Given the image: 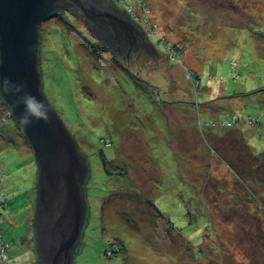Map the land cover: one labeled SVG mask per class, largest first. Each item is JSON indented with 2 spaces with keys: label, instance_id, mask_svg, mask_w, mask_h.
Here are the masks:
<instances>
[{
  "label": "rangeland",
  "instance_id": "obj_1",
  "mask_svg": "<svg viewBox=\"0 0 264 264\" xmlns=\"http://www.w3.org/2000/svg\"><path fill=\"white\" fill-rule=\"evenodd\" d=\"M123 1L159 51L178 41L184 59L127 73L76 14L42 24L44 94L91 171L75 263L264 264V0ZM136 77L162 87L144 94ZM0 133V264H34L36 158L1 98Z\"/></svg>",
  "mask_w": 264,
  "mask_h": 264
},
{
  "label": "water",
  "instance_id": "obj_2",
  "mask_svg": "<svg viewBox=\"0 0 264 264\" xmlns=\"http://www.w3.org/2000/svg\"><path fill=\"white\" fill-rule=\"evenodd\" d=\"M76 13L90 33L105 39L111 30L102 19L117 18L110 0H0V98L32 146L36 164L33 214L36 264H76L89 211L86 181L91 173L76 139L42 91L40 27L54 13ZM112 33L121 27L110 26ZM123 29V28H122ZM152 52V51H150ZM16 85H22L15 92ZM30 93L49 109L47 120L19 119V97Z\"/></svg>",
  "mask_w": 264,
  "mask_h": 264
},
{
  "label": "trees",
  "instance_id": "obj_3",
  "mask_svg": "<svg viewBox=\"0 0 264 264\" xmlns=\"http://www.w3.org/2000/svg\"><path fill=\"white\" fill-rule=\"evenodd\" d=\"M110 1L115 6V11L118 12L117 18L114 19L116 17V16H114V18L102 19V23H104L106 26H108L110 24H111L110 26L114 25L115 28H118V29L122 25L123 29L121 28L118 33L113 34L112 33V28L109 26L108 28L111 29V30L107 31L108 35H107V37L105 39H102L101 35L98 36L95 33H90L88 30L87 31L89 32V34H91L96 39V41H98L99 45L105 51H107L110 54V56L112 57L113 61L117 64V66L119 68L124 69L128 73V72H130L129 70L131 69V67L134 66L133 64L138 66L139 64H141L145 60H148V61L149 60H151V61H155L156 60L158 63L160 61L161 62L164 61V62H166L167 65H169V59H181V60L184 59V51L186 49H184L183 46L178 44V41H177L176 47L171 45V44L166 46L165 48L163 47L164 48V53H162L161 51L158 50L159 47L157 45L155 46V44H153L150 41V39L147 36V34L144 33V31L142 29V26H141L140 22H138L136 20V17H134L133 15H131L129 13V11H127L129 9V6L124 1H123V5L122 6L118 5L116 0H110ZM243 3L240 4L241 9H242L243 12H245L247 14L248 12L253 11L252 8L250 9V8L244 6ZM232 4H235V3H232ZM66 12H69V13H72V14H76V13H73L71 11H66ZM62 13H64V12H62ZM62 13H54V15H52L47 21H49L52 17L57 16V15L62 14ZM41 32H42V25L40 27V36H39L40 37L39 49H40V52H41L40 56H39V58H40L39 60H40V71L42 73V75H41L42 91L44 93L43 71H42V66H41V63H42V60H41V57H42V51H41L42 37H41ZM261 37L264 39V35H261ZM150 51H152V52H150ZM165 54H166V56H164ZM234 64H236V63L234 62ZM185 69L187 70L186 67H185ZM139 70H141V69H139ZM168 71H170V70H168ZM160 76H159V78H160V81H161L162 78ZM169 76L171 77V74ZM169 76L168 75L164 76L165 78H167V81H163V85H166V83H170V77ZM185 76H186L188 81L193 82V84H195V85L198 84V81L200 79L197 76H195L194 72H192L191 70H189V72L187 71ZM153 82L154 81L149 79V78H148V80L137 78V77L135 78V84H136L137 89L140 90L141 92H143L144 94H147V95H150V93L152 95L155 94L156 91H159L160 88L162 87V83L161 82H159L158 84H156L157 82L156 83L155 82L153 83ZM179 103H181V102H179ZM182 103L186 104L185 102H182ZM4 105L7 107L8 112H10V114H11V111L8 108V106L5 103H4ZM51 107H52V105H51ZM10 118L13 120L12 116ZM10 118H9V120H10ZM238 121H239V119H237L236 117H233L231 119V121H227L224 124H222L224 126L223 128H232L234 125H237ZM210 125L211 124H209V126ZM16 127L21 132V134L23 135L25 140L28 142V140L26 139V137L22 133L21 129L17 125H16ZM235 135H237V137H235ZM229 136H231V138L235 142H239V138H240L241 141L243 140V137H242L241 133H239V131L233 132ZM80 152L82 153L83 156H85L83 151H81V149H80ZM253 156H254V158L257 159L258 162H261V161L264 160V153H261L260 155H254L253 154ZM84 158H86V156ZM87 162H88V160H87ZM105 167H106V165H105ZM119 170H120V174L125 173L126 171H128V170L125 169V167L119 168ZM107 173L109 174L108 171H107ZM89 178H90V175H89L88 179ZM88 179H87L86 184H85L86 185V192H87ZM36 180H37V175H36ZM35 189H36V183H35ZM0 196H2V199L4 200V203H5V205L3 206L4 210H6L8 212L6 194L0 193ZM34 205H35V200H34ZM88 205H89V201H88ZM0 210H3V208H0ZM89 212H90V205H89V211H88L87 216H86L87 219H86V223L84 225V231L86 229L85 226H86V224L88 222V219H89V217H88ZM0 213H1V211H0ZM4 214H6V213L1 214V219L0 220H2V218H4ZM193 215H195V213L192 214V212H190L188 210V216H189L190 223L193 222L192 221L193 220ZM32 222H33V217H32ZM208 228H210L209 224H208ZM209 236L210 235L206 236V238L208 239ZM33 238H34V230H33V226H32L31 240H32V243H33V253L35 255V263L34 264H36V262L38 260V257L36 256V254L34 252L35 242H34ZM82 243H83V240H82L80 246L78 247L77 251L82 246ZM9 248H10V244H7V250H6L7 258H8V249ZM127 252H128V250H126V253L124 255L125 258L127 256ZM124 257H123V259H124ZM8 261H9V258H8Z\"/></svg>",
  "mask_w": 264,
  "mask_h": 264
},
{
  "label": "clouds",
  "instance_id": "obj_4",
  "mask_svg": "<svg viewBox=\"0 0 264 264\" xmlns=\"http://www.w3.org/2000/svg\"><path fill=\"white\" fill-rule=\"evenodd\" d=\"M22 85H16L15 92H20ZM19 103L23 105V112L19 119L24 124H29L33 119L47 120L49 109L42 98H38L30 93H24L19 97Z\"/></svg>",
  "mask_w": 264,
  "mask_h": 264
},
{
  "label": "built area",
  "instance_id": "obj_5",
  "mask_svg": "<svg viewBox=\"0 0 264 264\" xmlns=\"http://www.w3.org/2000/svg\"><path fill=\"white\" fill-rule=\"evenodd\" d=\"M8 117L9 118L11 117L10 112H8ZM4 205H5L4 200L2 199V196H0V208H3ZM0 219H1V214H0ZM6 250H7V246L3 244L2 252L5 260L8 261Z\"/></svg>",
  "mask_w": 264,
  "mask_h": 264
},
{
  "label": "crops",
  "instance_id": "obj_6",
  "mask_svg": "<svg viewBox=\"0 0 264 264\" xmlns=\"http://www.w3.org/2000/svg\"><path fill=\"white\" fill-rule=\"evenodd\" d=\"M183 68L185 69V65L183 64Z\"/></svg>",
  "mask_w": 264,
  "mask_h": 264
},
{
  "label": "bare ground",
  "instance_id": "obj_7",
  "mask_svg": "<svg viewBox=\"0 0 264 264\" xmlns=\"http://www.w3.org/2000/svg\"><path fill=\"white\" fill-rule=\"evenodd\" d=\"M27 139V138H26ZM29 142V141H28Z\"/></svg>",
  "mask_w": 264,
  "mask_h": 264
}]
</instances>
